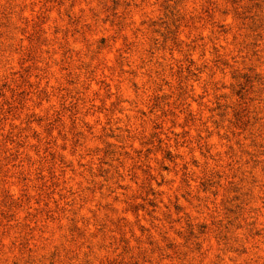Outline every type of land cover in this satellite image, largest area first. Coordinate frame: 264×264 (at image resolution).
I'll return each mask as SVG.
<instances>
[{
    "label": "rangeland",
    "instance_id": "rangeland-1",
    "mask_svg": "<svg viewBox=\"0 0 264 264\" xmlns=\"http://www.w3.org/2000/svg\"><path fill=\"white\" fill-rule=\"evenodd\" d=\"M0 264H264V0H0Z\"/></svg>",
    "mask_w": 264,
    "mask_h": 264
}]
</instances>
